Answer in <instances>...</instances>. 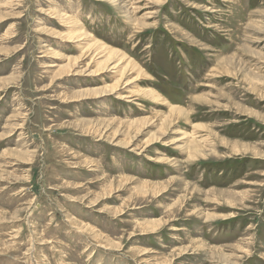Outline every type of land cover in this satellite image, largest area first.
I'll return each instance as SVG.
<instances>
[{
  "label": "rangeland",
  "instance_id": "1",
  "mask_svg": "<svg viewBox=\"0 0 264 264\" xmlns=\"http://www.w3.org/2000/svg\"><path fill=\"white\" fill-rule=\"evenodd\" d=\"M0 264H264V0H0Z\"/></svg>",
  "mask_w": 264,
  "mask_h": 264
},
{
  "label": "bare ground",
  "instance_id": "2",
  "mask_svg": "<svg viewBox=\"0 0 264 264\" xmlns=\"http://www.w3.org/2000/svg\"><path fill=\"white\" fill-rule=\"evenodd\" d=\"M102 49V48H101ZM110 50V49H109ZM106 53V52H105ZM112 61V60H111ZM117 65V64H116ZM113 68V67H112ZM113 89V88H112ZM177 109V108H176Z\"/></svg>",
  "mask_w": 264,
  "mask_h": 264
}]
</instances>
